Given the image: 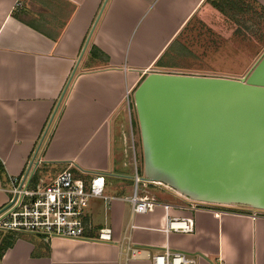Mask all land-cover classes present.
<instances>
[{
	"label": "crops",
	"instance_id": "1",
	"mask_svg": "<svg viewBox=\"0 0 264 264\" xmlns=\"http://www.w3.org/2000/svg\"><path fill=\"white\" fill-rule=\"evenodd\" d=\"M239 1L243 11L230 16L213 0H0V208L8 177L29 159H41L39 168L50 172L49 180L74 163L85 172H105L111 198H91L86 219L91 235L107 226L113 236L108 243H46L22 233L5 250L2 264H152V255L166 246L197 264H264V218L174 207L173 216H193L195 232L166 233L163 206L133 214L124 200L132 191L131 174L121 169L132 155L129 89L134 93L154 71L211 75L175 65L167 50L201 28L207 39L222 35L217 22L238 21L249 12L248 3L264 12V0ZM227 35L233 43V27ZM255 54H248L246 73L230 77L247 74ZM151 186L166 195L149 189L142 195L176 206L186 201L171 188Z\"/></svg>",
	"mask_w": 264,
	"mask_h": 264
},
{
	"label": "water",
	"instance_id": "2",
	"mask_svg": "<svg viewBox=\"0 0 264 264\" xmlns=\"http://www.w3.org/2000/svg\"><path fill=\"white\" fill-rule=\"evenodd\" d=\"M143 179L264 210V53L243 77L149 72L133 93Z\"/></svg>",
	"mask_w": 264,
	"mask_h": 264
},
{
	"label": "built area",
	"instance_id": "3",
	"mask_svg": "<svg viewBox=\"0 0 264 264\" xmlns=\"http://www.w3.org/2000/svg\"><path fill=\"white\" fill-rule=\"evenodd\" d=\"M130 94L133 95V89H129L126 97L129 107V131L132 129L131 111L133 110ZM130 133L132 134L131 131ZM129 148L132 150V155L128 161H124V166L133 168L132 191L124 200L131 203L133 214L153 212L158 206H163L167 215L164 227L166 233L195 232L193 216H173L169 212L174 207L192 212L211 210L215 216L234 212L246 214L253 219L264 218V210L261 209L199 202L188 198L184 203L176 206L142 195L141 188L146 189L150 185L169 187L144 180L141 158L137 154L134 141ZM40 163V158L29 159L19 174L8 177V185L5 187L7 200L0 208V230L18 235L34 234L42 237L46 243H50L55 238L107 243L113 241L112 229L107 226L99 228L95 236L91 235V223L86 219V210L91 198L99 197L105 200L111 198L105 193V172L101 170L85 172L79 166L70 163L51 180H46L38 172ZM83 174H87L88 177H84ZM134 253L132 250L131 254ZM152 264L197 263L186 253L166 246L162 251L152 255Z\"/></svg>",
	"mask_w": 264,
	"mask_h": 264
},
{
	"label": "rangeland",
	"instance_id": "4",
	"mask_svg": "<svg viewBox=\"0 0 264 264\" xmlns=\"http://www.w3.org/2000/svg\"><path fill=\"white\" fill-rule=\"evenodd\" d=\"M248 8L249 12L242 14L240 19L236 22L229 21L227 24L226 22H217V29L220 32H223L222 35H219L214 39H207L205 37L207 34L204 31V28H201L202 31L198 32L197 35H191L193 38L189 39L187 43H184L182 38H179L175 44L172 43L167 50V56H172L171 58L175 61L174 64L177 66L203 70V72L211 75L230 77L232 75L246 73L245 69L249 65L246 64L249 60L248 54H252V52H259V54L264 53V12L259 9L255 10V7L250 6L249 3ZM232 27L235 30V35L233 36V43H235L234 46L227 35ZM182 43L183 45H181ZM202 43L204 46L201 45ZM185 44H189L190 47L193 44V49L189 48V46L186 47ZM181 46L182 49L179 50ZM177 49L179 53H177ZM259 54H255L258 59L262 56V54ZM167 56L165 58H167ZM132 108V129L130 130L132 134H130L132 135L133 140H131V142H135L137 153L140 157L142 156V141L134 102ZM140 162L143 168V163L142 161ZM121 169L125 174H131L132 176L133 168L131 166H125V168ZM41 171L42 170L39 168L38 172L48 180L50 172L42 174ZM148 189L158 195H166L164 193L165 190L163 191V189H160L162 191H159L156 187L154 188L151 185L146 188V190ZM141 191H144V189L141 188ZM173 192L176 193L175 191Z\"/></svg>",
	"mask_w": 264,
	"mask_h": 264
},
{
	"label": "trees",
	"instance_id": "5",
	"mask_svg": "<svg viewBox=\"0 0 264 264\" xmlns=\"http://www.w3.org/2000/svg\"><path fill=\"white\" fill-rule=\"evenodd\" d=\"M239 0H213V4L216 8H218L223 13L230 15V11H243V6L240 3ZM241 4V5H240ZM141 161L143 163V153L142 156H140ZM3 170V164L0 162V172ZM18 234H14L12 232H7L0 230V264H2V257L5 252V250L9 247H11L14 243V240L16 239Z\"/></svg>",
	"mask_w": 264,
	"mask_h": 264
},
{
	"label": "bare ground",
	"instance_id": "6",
	"mask_svg": "<svg viewBox=\"0 0 264 264\" xmlns=\"http://www.w3.org/2000/svg\"><path fill=\"white\" fill-rule=\"evenodd\" d=\"M157 183H160V184H162L161 182H157Z\"/></svg>",
	"mask_w": 264,
	"mask_h": 264
}]
</instances>
